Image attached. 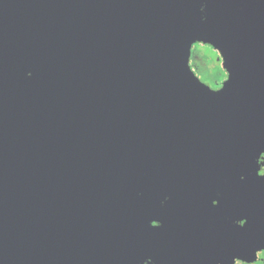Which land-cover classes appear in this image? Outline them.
Returning <instances> with one entry per match:
<instances>
[{
  "label": "water",
  "instance_id": "95a60500",
  "mask_svg": "<svg viewBox=\"0 0 264 264\" xmlns=\"http://www.w3.org/2000/svg\"><path fill=\"white\" fill-rule=\"evenodd\" d=\"M263 108L264 0H0V264H179V191L218 181L264 221Z\"/></svg>",
  "mask_w": 264,
  "mask_h": 264
},
{
  "label": "flooded vegetation",
  "instance_id": "af4514ba",
  "mask_svg": "<svg viewBox=\"0 0 264 264\" xmlns=\"http://www.w3.org/2000/svg\"><path fill=\"white\" fill-rule=\"evenodd\" d=\"M218 62L223 68L220 57ZM193 63L192 54L190 66L196 71ZM212 83L207 84L211 89L221 84L216 75ZM259 110L264 112V108ZM256 137L259 175L264 171V118L258 124ZM232 191L245 189L227 187L226 182L218 181L213 187L179 191V264H235L237 259L243 260L241 264H264V255L259 253L264 248V221L250 222L241 229L238 220L245 216L234 206ZM213 199L220 201L219 207H213Z\"/></svg>",
  "mask_w": 264,
  "mask_h": 264
},
{
  "label": "snow or ice",
  "instance_id": "6c2138e0",
  "mask_svg": "<svg viewBox=\"0 0 264 264\" xmlns=\"http://www.w3.org/2000/svg\"><path fill=\"white\" fill-rule=\"evenodd\" d=\"M204 46H208V51L215 52V55L217 57H220L221 62L224 64V67L223 68H217V70H216V78L219 79L220 82H221L220 87L213 86L212 89H211V91L213 93H220V92H222L225 89L226 84L228 82H230V78H231L230 77V72H229V70L225 66L226 65V61H225L224 56L221 55L222 54V51L221 50L216 51L217 47H215L213 44H211V43H205L203 41L197 40L195 43H193L191 45L190 50H192V49H199V48L204 47ZM225 77H226V79H225ZM196 78L200 82V84H202L203 86H206L207 85V79L201 80L197 76H196ZM259 177L260 178H264V175H261ZM212 205H213V207H219L220 206V201L218 199H213L212 200ZM238 222H239L238 223V226L241 229H243V228L246 227V225L248 224L249 221L245 218V219L238 220ZM161 226H162L161 223H158L155 220L152 221V227L154 229H158ZM262 249H264V248H262Z\"/></svg>",
  "mask_w": 264,
  "mask_h": 264
},
{
  "label": "rangeland",
  "instance_id": "374dc122",
  "mask_svg": "<svg viewBox=\"0 0 264 264\" xmlns=\"http://www.w3.org/2000/svg\"><path fill=\"white\" fill-rule=\"evenodd\" d=\"M192 54L194 57L193 65L198 67L196 71L193 70L196 76L201 80L207 79V84L213 85L214 75L219 68L218 57L215 52L208 51V46H204L199 49H192Z\"/></svg>",
  "mask_w": 264,
  "mask_h": 264
},
{
  "label": "clouds",
  "instance_id": "9594fccd",
  "mask_svg": "<svg viewBox=\"0 0 264 264\" xmlns=\"http://www.w3.org/2000/svg\"><path fill=\"white\" fill-rule=\"evenodd\" d=\"M225 79H226V77H225ZM261 175H264V171H261V172L259 173V176H261ZM259 253H260L261 255H264V249L261 248V251H259ZM242 261H243V260H239V259H237V260L235 261V264H241Z\"/></svg>",
  "mask_w": 264,
  "mask_h": 264
},
{
  "label": "trees",
  "instance_id": "16d2710c",
  "mask_svg": "<svg viewBox=\"0 0 264 264\" xmlns=\"http://www.w3.org/2000/svg\"><path fill=\"white\" fill-rule=\"evenodd\" d=\"M198 68V67H197ZM201 71V70H200Z\"/></svg>",
  "mask_w": 264,
  "mask_h": 264
}]
</instances>
